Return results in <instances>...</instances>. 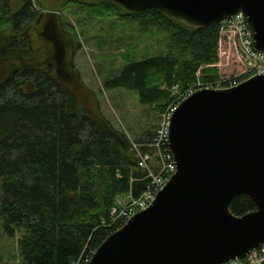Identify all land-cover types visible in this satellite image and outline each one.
Listing matches in <instances>:
<instances>
[{
	"label": "trees",
	"instance_id": "trees-1",
	"mask_svg": "<svg viewBox=\"0 0 264 264\" xmlns=\"http://www.w3.org/2000/svg\"><path fill=\"white\" fill-rule=\"evenodd\" d=\"M61 7L92 20H127L164 46L155 56L128 60L106 83L136 93L154 114V131L134 143L116 128L70 62L59 73L46 49L38 56L45 43L35 35L42 11L34 1L0 0V63L8 68L0 75V220L8 237L22 233V264H90L121 227L112 216L116 202L130 194L138 198L150 185L137 156L157 155L149 146L161 115L197 84L229 85L244 72L236 34L220 24L195 27L155 9L128 13L108 0H64ZM230 211L242 217L256 206L243 195Z\"/></svg>",
	"mask_w": 264,
	"mask_h": 264
},
{
	"label": "water",
	"instance_id": "water-1",
	"mask_svg": "<svg viewBox=\"0 0 264 264\" xmlns=\"http://www.w3.org/2000/svg\"><path fill=\"white\" fill-rule=\"evenodd\" d=\"M138 13L158 10L195 27L243 14L264 54V0H108ZM56 21V14H50ZM177 168L152 206L108 237L90 264H226L264 244V75L225 90L196 91L172 114ZM256 211L236 217L233 201Z\"/></svg>",
	"mask_w": 264,
	"mask_h": 264
},
{
	"label": "rangeland",
	"instance_id": "rangeland-1",
	"mask_svg": "<svg viewBox=\"0 0 264 264\" xmlns=\"http://www.w3.org/2000/svg\"><path fill=\"white\" fill-rule=\"evenodd\" d=\"M33 1L37 10L47 11L42 7H51L52 9L47 11L48 13L58 14L59 17L62 15L65 26L71 28V31L75 29V33H71L74 41L72 60H68V63L73 65L85 92H89L91 96H88L98 104L106 118L116 128L125 132L134 143H137L143 134L153 133L154 114L151 109L140 105L137 94L123 88L111 90L106 87V83L120 75L128 60L140 61L148 56H155L165 51L164 46L158 44L159 42H156L149 34H142L138 25L131 24L127 20L117 17L92 20L90 16L78 12L74 7L64 10L61 7L64 0ZM87 1L97 2V0ZM60 8L63 9V12ZM45 45L47 43L38 45V56L43 57L45 53L41 49H46L45 56H53V48L50 45L45 47ZM25 46L28 45L23 42L22 47ZM21 51L18 50V52ZM67 65L65 64V66ZM7 71V66L0 63V75ZM199 85H203V83L196 86ZM200 89L205 88L197 90ZM21 235V232H18L14 237L5 235L0 220L2 256L0 264H22L19 255Z\"/></svg>",
	"mask_w": 264,
	"mask_h": 264
},
{
	"label": "built area",
	"instance_id": "built-area-1",
	"mask_svg": "<svg viewBox=\"0 0 264 264\" xmlns=\"http://www.w3.org/2000/svg\"><path fill=\"white\" fill-rule=\"evenodd\" d=\"M221 30H231L236 34L238 45L243 53L244 72L242 76L229 85L217 83L201 86L205 89L225 90L234 88L253 76L264 75V54H259L252 48L251 35L245 17L239 14L235 18L223 22ZM197 87H193L184 94L179 95L177 100L162 115L157 130V139L149 146L156 150L157 155L151 157L150 155L144 156L138 153L139 166L149 173L150 185L138 198L130 194L116 202L112 216L114 222L120 224V228L125 226L138 213L149 209L159 192L166 187L176 173L177 168L169 148L170 121L172 114L181 102L195 93ZM228 264H264V245L250 253L244 260L232 261Z\"/></svg>",
	"mask_w": 264,
	"mask_h": 264
},
{
	"label": "flooded vegetation",
	"instance_id": "flooded-vegetation-1",
	"mask_svg": "<svg viewBox=\"0 0 264 264\" xmlns=\"http://www.w3.org/2000/svg\"><path fill=\"white\" fill-rule=\"evenodd\" d=\"M41 13L42 14L40 15L39 20L33 24L36 31L35 35L40 39V41H42V43H47V45H50L51 48H53V56H48L47 60L52 58L50 66L55 64L58 72L61 73L62 67H64L65 64H68V60H72V49H74L73 37L60 18L58 19L56 17V21L54 22L50 20V13L47 11H42ZM69 53L70 56L68 57ZM51 60L47 62H50Z\"/></svg>",
	"mask_w": 264,
	"mask_h": 264
},
{
	"label": "bare ground",
	"instance_id": "bare-ground-1",
	"mask_svg": "<svg viewBox=\"0 0 264 264\" xmlns=\"http://www.w3.org/2000/svg\"><path fill=\"white\" fill-rule=\"evenodd\" d=\"M200 90H203V89H200ZM197 91H199V90H197Z\"/></svg>",
	"mask_w": 264,
	"mask_h": 264
}]
</instances>
